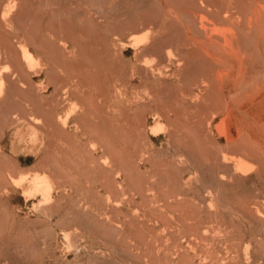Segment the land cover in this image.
Listing matches in <instances>:
<instances>
[{
    "label": "rangeland",
    "instance_id": "1",
    "mask_svg": "<svg viewBox=\"0 0 264 264\" xmlns=\"http://www.w3.org/2000/svg\"><path fill=\"white\" fill-rule=\"evenodd\" d=\"M0 264H264V0H0Z\"/></svg>",
    "mask_w": 264,
    "mask_h": 264
},
{
    "label": "bare ground",
    "instance_id": "2",
    "mask_svg": "<svg viewBox=\"0 0 264 264\" xmlns=\"http://www.w3.org/2000/svg\"><path fill=\"white\" fill-rule=\"evenodd\" d=\"M23 52L25 54V55L23 54L25 57L27 56L29 59H31V55H30L29 51L25 47L23 48ZM35 186L38 187L40 190H42L44 192H47L48 191L49 184H48V181H46L43 178H36V180H35Z\"/></svg>",
    "mask_w": 264,
    "mask_h": 264
}]
</instances>
